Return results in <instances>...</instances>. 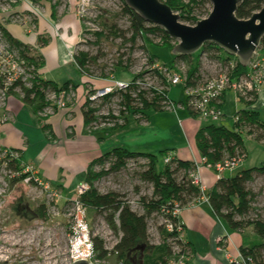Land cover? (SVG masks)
<instances>
[{
    "label": "rangeland",
    "instance_id": "374dc122",
    "mask_svg": "<svg viewBox=\"0 0 264 264\" xmlns=\"http://www.w3.org/2000/svg\"><path fill=\"white\" fill-rule=\"evenodd\" d=\"M197 1V4L185 6L190 3V0H181L180 4L183 6L174 12L178 13L179 16L187 15L198 20L206 17L212 9L211 0ZM124 7L123 0H0V47L8 48L16 55H20L22 52L21 47L14 45L3 34L2 27H9L11 30L15 29L22 33L24 32V34L34 36L36 39L34 44H25L31 47L30 51L35 56H42L40 48L47 44L53 35H61L63 37V26L70 30L72 18L78 25V32L70 53L77 54L83 51L87 52L90 57L85 66L88 70L86 72L79 70L84 76V80L86 77L87 79H96V81L103 78L129 80L132 74L141 73L139 77L140 84L137 85L140 90L144 92L150 91L151 93V88L155 89L162 84L160 77L155 72V70H158H150L152 66L155 67L154 64L157 62L160 66H172L181 75L182 82L173 85L168 93L171 99L183 101L186 98L184 83L188 86L202 84L207 78L216 76L221 71L220 69L223 67L224 62L233 61L231 62L232 78L237 76L233 73L237 65V57L227 53L222 48L219 49L214 44L203 45L190 55L175 56L172 53V48L170 49L166 44L174 46L178 39L172 37V39L165 41L163 33L160 31H151L144 34V36L139 35L134 42L124 40V37L131 35L130 17ZM179 19L185 24L193 25L190 19ZM105 22L113 24L124 32V36H109V30L104 25ZM148 25L152 24L149 23ZM100 30H105L106 35L97 39L95 32ZM65 35H68L67 32H65ZM43 40H46L45 44H42ZM68 43L71 45L70 42ZM255 52H258L259 58L264 60V51L259 46ZM151 56L155 58L151 60ZM119 60L122 62L118 63ZM64 61L71 63L69 57H65ZM71 64H68L67 68L71 71L69 72L70 76L76 79L78 74L72 71L75 66ZM191 71H194V74L190 77ZM88 72L89 75L87 74ZM191 79L193 80L191 81ZM111 84L114 85V82H111ZM85 85H82L83 92L79 96L76 92L77 85L74 88L69 85L68 88L63 89L69 91V95L65 99V106L61 108H56L55 105L51 106L50 94H52V89H47L45 94L48 104L40 110V114L39 111L38 115L35 114L39 122L41 123V121L54 115L59 110L69 109L70 111L73 109L78 104L79 99L85 98L90 87L92 92L95 91L93 84L85 82ZM113 89L115 90L114 94L109 99L96 98L90 105L96 109L95 115L100 113L120 115L123 116L124 122L125 117H127V123L123 126L120 124V127L117 126L118 129L121 128V131L116 129L114 131L116 134L113 137L108 136L105 141L103 140V152L112 148L118 142V138H120L126 147L146 148L150 153L157 154L158 164L162 165L164 162L163 157L167 153L174 151V149L185 148L187 150L189 148L191 144L184 132L183 125L179 122L176 114L177 109L157 110L150 107L146 110L147 123H144V115L142 113L130 111L127 113L123 109L120 91L116 90V86ZM14 91L16 92L14 93L16 96L15 101L20 109L15 113L13 123L24 130L25 121L28 126L32 127L31 129L35 130L36 128H33L30 124L28 117L24 118V105L26 104L20 98L22 95L20 87L16 86ZM122 92H125V90H122ZM8 96L9 94L4 100V96H0V115L6 114L5 106ZM149 96L152 97L151 94ZM253 102L254 100L245 101L244 103L239 102V110L244 107L249 108ZM138 103L139 100L135 99L131 104L137 106ZM47 106V110L49 108L50 110L47 111L48 114H44L45 111L43 110ZM235 109H238L237 106L232 105V111ZM122 110L124 111L123 114L121 113ZM178 111L179 113L181 112V110ZM73 113L70 111L67 119H72L74 117ZM234 114H237V112ZM258 114L259 120L264 121V106L259 109ZM194 119L201 125L215 122L227 127L233 124L235 130L239 128V120L234 123V118L231 117L229 120H222V118L218 121L201 120L198 116H194ZM11 120L12 118L7 115L6 121L10 122ZM97 121L99 122V118ZM97 127L100 128V126ZM101 127L110 128L112 124H105ZM90 129L92 128L87 129L88 134H91ZM37 131L40 130L36 129L34 133L37 134ZM65 131L66 134L73 135L75 131L74 125L68 124ZM50 133L52 132L50 131ZM242 134L244 136L246 156L234 169L226 170L224 172L225 175L264 163V135H259L257 130L248 123L245 127H242ZM49 137L53 138L52 135ZM164 149H167V152H161ZM9 151L20 154L19 159H21L20 149L7 148L0 145V264H72L77 257L76 248H78V245L80 246V251L87 254L86 258L93 264H122L113 252L109 253L105 258H97L95 256L90 236L101 238L108 251L113 248L119 236L110 228L103 215L97 211L86 208L83 212H77L72 199L75 197V189L79 183L75 185L74 189H67L68 187L66 188L63 184H59L62 182L38 178L35 174L31 179L25 176L23 179L11 182L12 178L19 175V172L7 166ZM30 152L34 153L35 151L31 148ZM21 162L24 163L22 159ZM110 164L111 161L107 159L104 162L95 164L93 169L95 171L108 169ZM147 166L148 159L146 157L129 158L119 170L109 172L94 181V187L102 193L108 191L120 193L122 199L126 201L133 211L143 214L144 209L141 197L151 198L153 196L152 183L141 176V172ZM26 168L32 173L30 167L26 166ZM253 175V179L246 183V187L256 194L251 202V210L244 217L237 216L238 219H242L245 222L257 219L264 221V173L254 172ZM81 181L86 180L83 178ZM63 183H66V181ZM18 206H23L24 215L17 213L16 207ZM41 206L45 207L44 216H39ZM77 215L83 218L86 225H78ZM164 218L165 215L156 212L146 217L148 241L154 247H159L157 245L165 240L175 252L177 247L175 248V244L172 243L170 237L164 239L159 228L160 225L164 226ZM177 223L180 225L182 233L183 226L179 221ZM238 231L245 238V243L248 240L252 242L261 239L255 232L253 225H244ZM221 239L228 240L227 236ZM149 252L147 251L146 255H149ZM238 252L236 259L239 264H243L240 248ZM157 253L158 250L156 255ZM142 254L143 252L137 249L136 252L130 254V257L133 262H139L145 258ZM190 254L185 255L184 264H186ZM258 259L264 264V247L259 250ZM231 262L230 264H232ZM169 264L182 263L177 258L176 260L171 259Z\"/></svg>",
    "mask_w": 264,
    "mask_h": 264
},
{
    "label": "trees",
    "instance_id": "16d2710c",
    "mask_svg": "<svg viewBox=\"0 0 264 264\" xmlns=\"http://www.w3.org/2000/svg\"><path fill=\"white\" fill-rule=\"evenodd\" d=\"M166 2L170 7L177 11L183 5L180 4L181 0H162ZM197 0H190L185 6L190 4H197ZM125 11L128 12L130 17V29L131 35L124 37V40L134 42L137 36H144L151 31H160L163 33V37L166 40L172 39L166 32H164L157 25H148L134 10L129 8L124 3ZM263 5V0H239L235 14L238 18L246 19L251 16L255 11H258ZM188 13V12H187ZM182 19L192 20V24L198 20L196 18L188 17L187 15H180ZM106 28L109 30V36L118 37L124 36V32L120 31L113 24L104 23ZM2 32L6 37L14 44L22 48L21 55L25 60L32 65L36 71L39 67L44 65V58L41 55H34L30 50L31 47L16 39L6 27H2ZM106 35L105 30L95 32L97 39ZM46 40L42 41L45 44ZM213 43H207L209 45ZM170 49L173 45L166 44ZM217 47V46H216ZM221 49L220 47H218ZM259 48L264 51V36L261 39ZM226 53V52H225ZM87 52L80 51L74 54V62L77 64L78 69L81 72H86L88 69L85 67L89 60ZM155 57L151 56V60ZM122 61L119 60L118 63ZM247 70V66H242L239 61L234 70V74L240 75ZM34 71V78L32 79L31 86L24 85L20 80L13 82L9 89L10 94L16 93L14 88L19 86L22 95L21 100L27 104L32 111L38 115L44 106L48 104L45 91L49 88L59 91L66 89L69 85L74 88L76 85L71 81L67 80L61 85H58L54 81L41 78L38 73ZM190 77L193 76L194 71L190 72ZM89 75V72L87 73ZM91 76V75H90ZM141 73L133 75V81L140 77ZM193 79H191L192 81ZM150 91H143L139 89V86L135 83H131L125 92L120 90L121 102H123L124 110L127 113H142L143 118L146 119V110L150 107L161 110L162 96L157 93L153 88ZM168 92V91H167ZM135 93V96H133ZM114 93L104 96L102 99L107 100ZM152 95V97L149 96ZM139 100L138 105L141 107L133 106L131 103L133 100ZM91 100L85 98L81 110L84 118V131L88 132V126L90 123L97 118L95 115V108L90 106ZM123 114L124 111L122 110ZM191 113H193L191 111ZM239 115V128L235 130L233 127H227L220 123L209 122L201 127L196 132L195 140L196 146L201 156L211 163H217L223 159L236 157L239 154H246V148L244 143V136L242 134V127L250 124L253 126L259 135H264V122L259 120L258 111L250 108H243L238 110ZM126 117L125 122L126 123ZM143 119V120H144ZM123 124V125H124ZM122 125V126H123ZM118 125L110 128L89 130L91 133L97 131L110 132L117 128ZM121 126V125H120ZM118 126V127H120ZM43 129L50 131L48 125L43 124ZM161 152H167V149ZM146 157L148 159V166L141 172L143 179L149 181L153 185V196L151 198L141 197L142 207L144 209L143 214H138L133 211L130 206L122 199L121 194L115 191H108L105 193L99 192L94 187V181L101 178L105 174L117 171L122 168L126 160L129 158ZM110 160L111 164L108 169H101L95 171L93 166L99 162ZM21 159L11 158L7 162V166L14 171L19 172L17 177L12 178L11 182L17 179H23L29 174L28 171L22 172L23 167L20 165ZM195 167L194 163L189 160H183L173 158L169 163L162 165L158 164V156L154 153L130 151L125 148L116 147L110 151L105 152L99 157L91 160L87 166L85 180L89 183L90 188L81 195L80 200L86 208L89 210L93 209L98 213L102 214L104 219L110 228L119 236L118 241L114 244L113 248L108 251L104 242L97 236H90L92 243V250L95 252L97 258H105L111 252L117 255L118 260L122 264H169L171 259H177L179 254H189L190 247L187 243L177 240L176 242L180 246V253L176 254L171 249V246L166 243L165 240L157 246L149 244L148 233H147V222L146 217L151 215L153 212L161 213L166 217L171 218L174 222H177V218L171 215V210L178 204L180 208H183L189 203H192L202 197L201 189L192 183L190 171ZM264 173V163L259 166H253L250 168L241 169L234 172L231 175H223L217 179L214 186L208 191V201L213 209L214 214L223 219L227 225L233 230H240L244 225H253L255 232L260 236L261 239L252 241L250 244L246 243L245 246L240 247L241 255L245 258L251 257L248 264H262L258 259L259 250L264 247V221H244L238 219L237 216L244 217L251 210V202L255 198L256 194L246 187V183L253 179V173ZM192 201V202H191ZM39 216H44L45 207L41 206ZM160 231L164 239L170 236H177V232L168 231L164 226L160 225ZM143 247L142 256L145 258L139 262H133L130 254L136 252L137 249ZM158 253L156 255V252ZM147 251H150L149 255H146Z\"/></svg>",
    "mask_w": 264,
    "mask_h": 264
},
{
    "label": "crops",
    "instance_id": "0c3cea01",
    "mask_svg": "<svg viewBox=\"0 0 264 264\" xmlns=\"http://www.w3.org/2000/svg\"><path fill=\"white\" fill-rule=\"evenodd\" d=\"M71 20L72 27L70 30H67L63 26V37L61 35H53L51 40L40 48V53L44 58V65L39 67L37 72L41 78L54 81L58 85H61L67 80H71L77 85L76 92L79 96L83 92L82 85L86 86L85 82L93 84L95 88H99L111 84V79L104 78L96 81V79H87L86 77L84 80V76L79 72L78 66L72 60L70 54L78 32V25L75 20L72 18ZM6 28L16 39H19L23 43L34 44L36 42L35 37L32 35L24 34V32L22 33L15 29L11 30L9 27ZM65 32L68 35H65ZM65 57H69L70 62L75 66L72 71L77 72L78 76L76 79L70 76L69 72L71 71L67 66L71 63L65 62ZM15 98L16 96L14 94H9L7 99L5 113L12 120L10 122H4L0 127V145L7 148L20 149L21 159L24 161V165L30 167L33 174L38 176V178L62 182L59 184H63L66 188L68 187L67 189H74L75 185L85 177L89 162L105 153L102 148L104 144L103 140L105 141L108 136L113 137L116 134L114 132L116 129L121 131V128H115L109 133L97 131L88 134L85 132L84 118L81 110L84 101L83 98L82 100H78V104L75 106L76 108L74 107L75 109L70 110L74 112L72 119H67L68 113L70 114L69 109H63L57 111L44 121H41V123L32 109L27 104L24 105V118L28 117L33 128L40 131H37V134L34 133L36 129H31L32 127L28 126L25 121L23 130V128L20 126L17 127L13 123V120H15L13 119L14 115L20 109ZM239 102L243 101H238L232 91H227L222 95L219 103L224 112L222 120H229L231 115L238 112ZM232 105L237 106L238 109L232 111ZM262 106H264V91H261L255 102L249 108L259 111ZM178 110H181V112L179 113ZM176 114L178 115L179 122L183 125L184 132L191 145H189L187 150L185 148L179 150L174 149V151L169 153L174 158L198 161L201 155L196 146L195 135L202 125L194 119L195 115L187 107L178 108ZM144 121V123H147V118ZM43 124L48 125L53 134L48 130H44ZM68 124L74 125L75 131L73 135L66 134L65 128ZM233 126L232 124L229 127L231 128ZM50 134L53 138L49 137L51 136ZM117 141L107 151L121 147L130 151L149 152L146 148L126 147L120 138ZM31 148L35 151L34 153L30 152ZM200 175L205 185L204 194L207 195L217 180L215 172L212 169L202 166ZM226 175H231V173ZM65 181L66 183H63ZM177 220L183 226V232L181 233L182 242L187 243L190 247L191 254L186 264H230L231 258L232 260L236 259L239 254V248L246 244L245 238L241 233L231 229L223 219L217 217L209 201L203 198L184 206L180 210ZM224 236H227L228 240H218V238ZM249 242L251 243L248 240L247 243Z\"/></svg>",
    "mask_w": 264,
    "mask_h": 264
},
{
    "label": "built area",
    "instance_id": "2783aa9c",
    "mask_svg": "<svg viewBox=\"0 0 264 264\" xmlns=\"http://www.w3.org/2000/svg\"><path fill=\"white\" fill-rule=\"evenodd\" d=\"M148 23V22H147ZM258 52H255L252 58L249 61L247 70L240 74L235 76V78H232V63L233 61L224 62L223 67H221V71L216 76H211L207 78L205 81H203L202 84H193V85H186L184 83V92L186 94V98L183 101H175L171 99L168 96L169 89L173 85H177L182 82L181 75L172 68V66H160L157 64V62L154 64L155 67L152 66L150 68L151 71L155 70L156 74L160 77L161 85L157 88H153L157 93L161 94L162 101V109L167 110H176L178 108L187 107L190 111L193 112L195 116H198L201 120H213L218 121L221 120L224 117V112L220 107V98L222 95L227 91H232L235 93V97L238 101H253L257 99L258 95L261 93V91H264V60H261L259 56L257 55ZM74 53H71V56H73ZM0 96L3 95L5 97L10 94L9 89L12 86L13 82L16 80H20L24 85L31 86L32 79L34 78V71L36 69L27 63L25 58L20 54L16 55L12 53L8 48L0 47ZM2 66V67H1ZM37 72V71H36ZM137 74V73H135ZM139 74V73H138ZM133 75L129 80H121V79H115L112 78L111 82H114V85H106L103 87L95 88V91H91V87L89 90H87V95L85 98L88 97L89 100L94 101L96 98H103L104 96L114 93L113 87L116 86V90L122 91L129 87L131 83H135L136 85L139 83V77L136 78L133 81ZM104 79V78H103ZM90 86V85H89ZM69 91L66 90H59L55 91L52 89V94H50V98L52 100V105H55L56 108L65 106V99L68 97ZM133 96H135V93H133ZM121 97V96H120ZM84 98V99H85ZM256 98V99H255ZM50 100V101H51ZM253 102V103H254ZM141 107V105H138ZM48 106L44 108L43 111H45L44 114H48L47 111L50 110V108L47 110ZM124 109V106H123ZM40 114V111H39ZM97 118L93 120L88 128H92L90 130L95 129H103L104 127H101L105 124H112V127L116 125H123L124 124V118L120 115H113L111 113H100L99 115H96ZM99 118V122L97 119ZM127 118V117H126ZM231 118H234V123L239 120V115L234 114L231 116ZM7 120V115H0V127L1 125ZM97 126H100L98 128ZM109 128V127H106ZM8 150V149H7ZM12 150V149H10ZM9 159L20 158V154H15L9 151L8 153ZM246 156V154H239L236 157L232 158H225L217 163H211L209 162L206 157L201 156L198 161H192L195 165L194 169L190 171L191 181L195 185H197L201 191H202V197L203 199L208 200V195L204 194L205 185L203 184L201 175H200V169L202 166H205L209 169H212L215 172L216 179L221 178L224 175V172L227 170L234 169L239 162ZM174 156L171 153H167L163 157L164 163H169L173 160ZM20 165L23 167L22 172L28 171L24 163H20ZM25 166V167H24ZM27 175L28 178L34 177V174L30 173ZM90 188V185L87 181H81L77 185L75 189V197L72 199L74 202L75 208L78 213L81 211L83 212L86 207L80 200V197L82 194H84L88 189ZM182 208L178 206V204H175L173 209L171 210V215L173 217L178 216V213L180 212ZM178 222V221H177ZM174 222L171 218L166 217L164 218V226L167 228L168 231L177 232V236H170V239L172 243L175 244V248L177 247L176 251L174 253L179 254L180 253V246L176 242L177 240H181V227L180 225ZM77 223L79 226L86 225L83 221V218L77 215ZM86 227V226H85ZM219 241H223V239L218 238ZM186 254H179L178 260L184 264V257ZM84 257V256H81ZM79 258V257H76ZM75 258V259H76ZM86 258V256L84 257ZM89 260V259H88ZM243 264H248V262L251 260V257L243 258ZM232 264H239L237 259L231 260Z\"/></svg>",
    "mask_w": 264,
    "mask_h": 264
},
{
    "label": "water",
    "instance_id": "95a60500",
    "mask_svg": "<svg viewBox=\"0 0 264 264\" xmlns=\"http://www.w3.org/2000/svg\"><path fill=\"white\" fill-rule=\"evenodd\" d=\"M124 2L144 21L160 26L169 36L178 39L171 49L175 56L193 54L203 45L213 43L235 55L242 66H247L264 36V0L262 7L246 19L235 14L239 0H211L209 14L193 25L181 22L179 14L162 0ZM72 264L93 263L79 257Z\"/></svg>",
    "mask_w": 264,
    "mask_h": 264
},
{
    "label": "bare ground",
    "instance_id": "6f19581e",
    "mask_svg": "<svg viewBox=\"0 0 264 264\" xmlns=\"http://www.w3.org/2000/svg\"><path fill=\"white\" fill-rule=\"evenodd\" d=\"M124 1V0H123ZM125 3V2H124ZM150 24H152V25H154L153 23H150ZM71 54V53H70ZM71 58H72V60H74V55L73 56H71ZM78 248H76V252H77V254H76V256L77 257H81V256H86L87 254H84L83 252H81L80 251V249H79V245L77 246Z\"/></svg>",
    "mask_w": 264,
    "mask_h": 264
},
{
    "label": "flooded vegetation",
    "instance_id": "af4514ba",
    "mask_svg": "<svg viewBox=\"0 0 264 264\" xmlns=\"http://www.w3.org/2000/svg\"><path fill=\"white\" fill-rule=\"evenodd\" d=\"M16 209H17V211H18V212H17L18 214H20V215H24V211L22 210V209H23V206H21V207L18 206V207H16Z\"/></svg>",
    "mask_w": 264,
    "mask_h": 264
}]
</instances>
